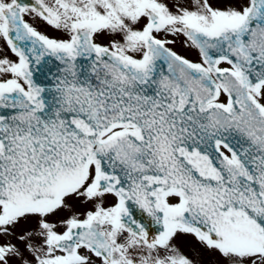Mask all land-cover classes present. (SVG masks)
Returning a JSON list of instances; mask_svg holds the SVG:
<instances>
[{"label":"snow or ice","instance_id":"1","mask_svg":"<svg viewBox=\"0 0 264 264\" xmlns=\"http://www.w3.org/2000/svg\"><path fill=\"white\" fill-rule=\"evenodd\" d=\"M0 264H264V0H0Z\"/></svg>","mask_w":264,"mask_h":264}]
</instances>
